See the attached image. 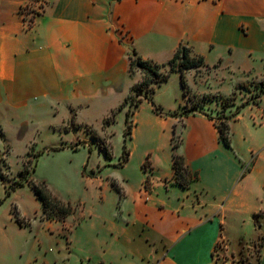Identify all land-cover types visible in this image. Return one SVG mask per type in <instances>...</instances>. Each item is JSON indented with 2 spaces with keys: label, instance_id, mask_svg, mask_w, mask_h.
<instances>
[{
  "label": "crops",
  "instance_id": "crops-1",
  "mask_svg": "<svg viewBox=\"0 0 264 264\" xmlns=\"http://www.w3.org/2000/svg\"><path fill=\"white\" fill-rule=\"evenodd\" d=\"M25 4L36 13L30 27L25 26L19 12ZM180 43L204 58L202 67L185 74L191 99L207 106L213 103L211 97L219 106L216 101L227 98L242 84L264 77L249 72L228 84L217 77L225 51L229 58L242 59L244 64L254 52L264 55V0H0V140L11 148V137H22L29 128H43L38 123L29 126L32 120H44L47 130L59 112L67 117L82 115L77 125L99 135L89 125V117L104 106V112L109 111L101 115V127L110 130L105 119L114 109H125L123 101L142 79L140 72L129 73L130 49L143 59L164 63ZM170 76L176 85L179 83V93L172 101H157L160 112L154 119L168 131L171 153L165 154L163 162L157 154L150 159L146 155L140 163L144 176L137 186L130 185L128 179L111 182L118 194L117 208L103 218L102 228L111 240L107 250L96 254L97 260H92L88 243L86 264H226L224 257L213 255L216 243L224 239L230 256L240 253L247 241L241 234L236 238L239 247L233 245L234 240L225 233V210L238 204L254 218L264 220V192L252 207L246 205L243 194L254 173L262 176L257 187L264 191V167L256 168L259 155L255 149H249V160L240 146L245 109L251 112L253 126L264 127V93L257 102L246 101L238 112L230 111L227 148L211 114L200 107L182 114L180 107L187 97L178 72ZM163 83L156 87L152 99ZM141 104L130 118L131 136L133 117ZM177 134L176 153L197 173L187 187L179 185L173 175L171 138ZM259 144L264 148V139ZM146 158L148 163L143 167ZM5 160L11 174L8 158ZM21 170L22 158L17 175ZM27 177L31 178L30 174ZM24 186L30 187L24 183L8 194ZM39 203L38 221L15 207L12 214L21 218L20 223L15 218L19 226L60 224L68 230L66 220L73 210L62 221L45 219ZM106 213L104 206L101 214ZM261 226L259 222V230ZM259 233L256 264H264V233L258 231L256 238L247 240L255 242Z\"/></svg>",
  "mask_w": 264,
  "mask_h": 264
},
{
  "label": "rangeland",
  "instance_id": "rangeland-1",
  "mask_svg": "<svg viewBox=\"0 0 264 264\" xmlns=\"http://www.w3.org/2000/svg\"><path fill=\"white\" fill-rule=\"evenodd\" d=\"M227 54L228 51H225L220 56L217 71V77L222 83L228 84L244 77V74L249 72L254 76L264 74L262 53H252L246 59L245 64L242 59L232 60ZM173 80L169 75L167 81L156 91L153 98L156 105L157 101L162 99L174 100V95L179 93V83L176 85ZM224 90H227V85L224 86ZM255 90V83L244 84L240 89H235L234 93L227 98L216 101L219 106L211 97H209L213 101L211 105L205 106L204 102H196L201 111L211 114L215 121L220 123V118L229 116L231 110L249 101ZM231 98L236 99L237 102L231 101ZM191 104L188 106L190 107ZM229 104L235 106H231L229 110ZM100 109L90 114L89 117V125L98 130L99 135L89 127L84 128L77 125L82 115L67 117L59 112L53 118L51 128L47 130L43 124L44 120H32L29 126L38 123L43 128L40 131H33L29 128L22 137H11V148L0 140V264H81L79 259L86 264L88 261L84 259L90 251H92L90 254L92 260H97L96 254L100 255L101 252L107 250L111 240L108 232L102 229L104 227L103 218L109 217L117 208L118 194L111 187V182L118 184L121 179H128L130 185L137 186L140 178L144 176L140 163L146 155L150 159L151 155L157 154L163 162L165 154L171 153L168 131L163 129L164 126L159 119H154L157 113L153 110L151 101H142L133 117L134 131L130 138L126 137V141H124V132L127 128L125 124L126 107L123 110L114 109L105 119L106 123L111 124V129L107 131L101 127L103 119L101 115L107 113L109 109L107 112H104L105 106L102 110ZM242 113L241 127L244 132L242 133L243 140L241 138L240 142L241 151L244 157L250 160L249 149H255L254 153L259 155L256 168L264 167V148L259 144L264 139V127L252 125L249 119L250 111L245 109ZM130 122L132 127L131 119ZM183 134H185L184 131ZM94 136L97 138L95 139ZM178 142L179 134L171 139V143ZM124 145L129 152L126 161L122 160ZM104 149L110 152V158L106 157ZM154 150L157 152L153 153ZM7 158L11 174L10 171H6V165H4ZM21 158L22 169L26 167L31 178L45 181L55 196L69 202L73 208L72 214L66 220L68 230L62 229L60 224L41 226L22 224L19 226L15 221V215L12 214L15 207L18 212L21 210L31 215L30 219L35 216V220L38 221L40 216V203L34 197L30 187L24 186L8 194L12 188L11 185L21 179L16 173L20 167ZM253 176L255 181H251L243 192L244 202L249 207L255 206L256 197L264 192L262 187H257L259 181H263L262 176L257 177L255 173ZM104 206L108 213L101 214ZM259 222L262 225L260 230L257 227ZM224 227L226 235L234 240L233 245L239 247L236 238L241 234H244L247 243H243L240 253H233L229 256V253L225 251L217 257H224L223 261L227 262L226 264H256L261 233L253 243L248 242L247 239L256 238L258 231L264 233V220L254 218L250 210L233 204L225 210ZM88 243L91 247L89 252H87ZM69 245L70 247L72 245L69 249L72 250L73 257L67 249Z\"/></svg>",
  "mask_w": 264,
  "mask_h": 264
},
{
  "label": "trees",
  "instance_id": "trees-1",
  "mask_svg": "<svg viewBox=\"0 0 264 264\" xmlns=\"http://www.w3.org/2000/svg\"><path fill=\"white\" fill-rule=\"evenodd\" d=\"M204 65V58L202 55L194 54L190 47L180 43L176 48L174 54L170 59L164 63H157L153 60L141 58L135 50L132 49L129 55V73L133 74L135 72H140L142 74V79L139 83L135 84L131 89V92L123 101L122 107H126L125 111V124L127 126L124 132V141L126 137H131V122L130 118L143 100L151 101L153 105V110L156 113L160 112L159 106L156 105L152 99V95L157 86L165 82L170 73L178 72L180 86L182 88L183 94L187 97V102H185L182 108V114H187L191 111L199 109L197 102L192 100L189 87L186 82L185 74L190 69H198ZM244 84L241 85L243 87ZM256 90L249 102L255 103L259 99L260 95L264 93V77L255 83ZM138 96V98H136ZM232 99V98H231ZM193 101L191 106H188V102ZM245 104H240L235 108V111H239L241 107ZM231 115L227 117L220 118V123L215 121V126L219 132V138L223 145L230 148V135H229V120ZM211 118V117H210ZM229 119V120H228ZM228 120V121H227ZM94 138H97L94 136ZM174 138V135L171 139ZM178 143H172V168L174 172L175 181L183 186L187 187L192 181L197 178L196 172H191L185 165L182 156L176 153ZM106 157L110 158L111 154L108 150L104 149ZM39 154H37L38 156ZM129 152L124 145L122 160L126 161L128 159ZM148 157V156H147ZM148 163V158L143 162V167ZM20 180L13 183L12 189L17 186H21L24 183L28 184L33 190L37 199L41 202V215L45 219H54L62 221L69 214H71L73 208L69 202H65L62 199L55 196L46 185L43 180H34L33 178H28V172L26 167L19 172ZM24 179V180H22ZM16 220L20 223L19 218L15 214Z\"/></svg>",
  "mask_w": 264,
  "mask_h": 264
},
{
  "label": "built area",
  "instance_id": "built-area-1",
  "mask_svg": "<svg viewBox=\"0 0 264 264\" xmlns=\"http://www.w3.org/2000/svg\"><path fill=\"white\" fill-rule=\"evenodd\" d=\"M19 12L22 16V19H23L25 26L26 27L32 26L33 22H34V18L36 16V13L34 12L33 8L29 4H25V5L21 6ZM123 38H124V35H122V39ZM225 250H226L225 241H223V239H221L216 243L215 249L213 251V255H215V257H217V255H220L222 252H225Z\"/></svg>",
  "mask_w": 264,
  "mask_h": 264
}]
</instances>
